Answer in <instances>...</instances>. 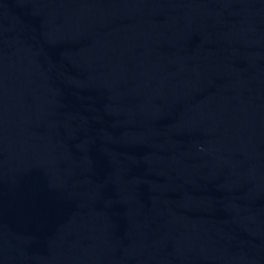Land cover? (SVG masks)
I'll list each match as a JSON object with an SVG mask.
<instances>
[{
	"label": "water",
	"instance_id": "1",
	"mask_svg": "<svg viewBox=\"0 0 264 264\" xmlns=\"http://www.w3.org/2000/svg\"><path fill=\"white\" fill-rule=\"evenodd\" d=\"M0 264H264V0H0Z\"/></svg>",
	"mask_w": 264,
	"mask_h": 264
}]
</instances>
